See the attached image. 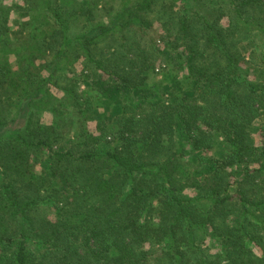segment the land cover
<instances>
[{
	"label": "trees",
	"instance_id": "16d2710c",
	"mask_svg": "<svg viewBox=\"0 0 264 264\" xmlns=\"http://www.w3.org/2000/svg\"><path fill=\"white\" fill-rule=\"evenodd\" d=\"M28 1L16 44L0 4V264H264V53L239 46L264 38V0L208 13L191 0ZM156 5L176 22L163 62L124 57L98 81L108 96L124 90L116 129L100 120L80 149L63 145L39 114L58 119L69 98L87 116L91 99L60 86V70L80 54L105 70L93 48L144 33Z\"/></svg>",
	"mask_w": 264,
	"mask_h": 264
},
{
	"label": "rangeland",
	"instance_id": "374dc122",
	"mask_svg": "<svg viewBox=\"0 0 264 264\" xmlns=\"http://www.w3.org/2000/svg\"><path fill=\"white\" fill-rule=\"evenodd\" d=\"M193 5L192 8H195L199 12H212L214 8H220L223 6V9L226 8L224 0H191ZM30 2L28 0H0V4L5 7H12L13 10L8 12V32L12 42L21 39L20 36L25 34V30L21 27L23 26L22 22L28 19L29 16L22 13V9L26 8L25 4ZM78 1L73 0L69 6H75ZM31 4V3H30ZM160 5V4H159ZM159 5H156L155 10L152 12L145 13L144 20L148 21L149 26L145 29L144 33L140 32L139 29L132 27L126 29L123 32L122 38H112L106 37L98 42L96 47L93 48L92 53L95 58H98L102 61L105 70L99 69L91 61L87 62L86 57H83L81 54L78 55L74 61L68 67H63L60 70L59 74L56 77V81L60 86H71L75 93L79 96H89L91 99V109L88 112V115L79 113L76 110L70 109L67 107L69 98L64 100L60 106L61 110L58 114V119L55 118L53 113L49 110H44L39 114L40 122L43 125L50 126L53 124L54 120L60 125L61 136L60 142L63 145L68 144L73 146L75 149H80V146H77L75 142L77 140L82 141L88 135H99V130L97 129V124L100 120H104L103 126H106L108 131L116 129L117 123V108L115 103L125 100L124 90L120 92H111L108 96L107 90H103L100 87L98 81L105 79L109 81L111 76V69H114L118 62H120L124 57L134 58L135 53H138V50H144L145 52L152 51L157 55L156 61H162L166 57L164 50L167 46L169 40L174 39L177 36L176 32V22L173 19L172 14L167 12L166 9H160ZM24 6V7H23ZM42 5L39 4L40 10L37 12L38 17H42ZM98 14L104 15L103 9H94ZM175 10V9H173ZM80 15V14H79ZM78 17V16H77ZM75 18V23L71 26L70 31H77L79 25L81 24L80 20L84 19L83 16ZM226 16H223L220 20L221 23H226ZM73 23V22H72ZM195 27L197 23L194 22ZM242 32H236L235 36L241 39ZM250 36V35H249ZM242 43L239 45L241 52L246 59H248L251 54L253 58L259 62L261 55L264 53V38L258 36H250L248 41L245 43V39H241ZM16 44V43H15ZM263 73L258 75V78L264 80V66ZM99 75V77H98ZM101 77V78H100ZM150 77V81H151ZM158 78V77H157ZM76 79V84L73 85L72 81ZM78 81V83H77ZM52 94L58 99L65 97V91L54 86H49ZM108 141L105 139H99L97 145L107 147ZM220 152V146L217 143L212 151H209V154L217 156ZM40 165L37 161L36 170L40 172ZM41 180L37 182L40 184ZM186 193H190V188H186Z\"/></svg>",
	"mask_w": 264,
	"mask_h": 264
}]
</instances>
